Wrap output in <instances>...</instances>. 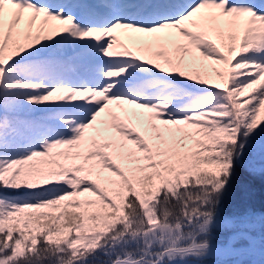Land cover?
Wrapping results in <instances>:
<instances>
[{
  "label": "snow or ice",
  "instance_id": "6c2138e0",
  "mask_svg": "<svg viewBox=\"0 0 264 264\" xmlns=\"http://www.w3.org/2000/svg\"><path fill=\"white\" fill-rule=\"evenodd\" d=\"M257 179L264 0H0V264H264Z\"/></svg>",
  "mask_w": 264,
  "mask_h": 264
},
{
  "label": "trees",
  "instance_id": "16d2710c",
  "mask_svg": "<svg viewBox=\"0 0 264 264\" xmlns=\"http://www.w3.org/2000/svg\"><path fill=\"white\" fill-rule=\"evenodd\" d=\"M243 182L247 183L248 181L247 179H245ZM252 189V195L254 196L256 203L259 204L261 200H264V186H262L260 181L257 179L252 183ZM235 193L237 196L243 195V191L240 188L239 184L235 188Z\"/></svg>",
  "mask_w": 264,
  "mask_h": 264
}]
</instances>
